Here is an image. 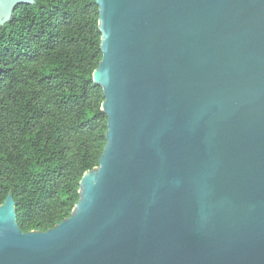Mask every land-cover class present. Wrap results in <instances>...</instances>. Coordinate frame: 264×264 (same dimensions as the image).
<instances>
[{
    "label": "water",
    "instance_id": "95a60500",
    "mask_svg": "<svg viewBox=\"0 0 264 264\" xmlns=\"http://www.w3.org/2000/svg\"><path fill=\"white\" fill-rule=\"evenodd\" d=\"M95 2L98 166L44 232L9 193L0 264H264V0Z\"/></svg>",
    "mask_w": 264,
    "mask_h": 264
},
{
    "label": "trees",
    "instance_id": "16d2710c",
    "mask_svg": "<svg viewBox=\"0 0 264 264\" xmlns=\"http://www.w3.org/2000/svg\"><path fill=\"white\" fill-rule=\"evenodd\" d=\"M0 26V205L21 232L69 217L84 172L105 146L95 0H33Z\"/></svg>",
    "mask_w": 264,
    "mask_h": 264
}]
</instances>
